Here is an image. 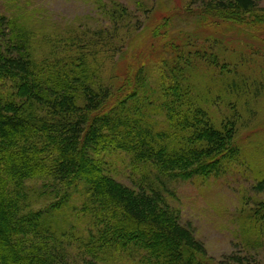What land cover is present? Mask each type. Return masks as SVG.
I'll return each mask as SVG.
<instances>
[{
	"label": "trees",
	"instance_id": "obj_1",
	"mask_svg": "<svg viewBox=\"0 0 264 264\" xmlns=\"http://www.w3.org/2000/svg\"><path fill=\"white\" fill-rule=\"evenodd\" d=\"M261 1L189 0L204 33L153 42L165 27L154 25L151 45L132 51L137 29L116 3L105 27L40 36L27 19L0 15V264H105L115 255L255 264L236 255L215 263L174 204L177 185L249 169L250 137L253 190L264 196V143L246 135L264 96ZM109 156L128 162L131 186ZM246 219L264 236V200Z\"/></svg>",
	"mask_w": 264,
	"mask_h": 264
},
{
	"label": "rangeland",
	"instance_id": "obj_2",
	"mask_svg": "<svg viewBox=\"0 0 264 264\" xmlns=\"http://www.w3.org/2000/svg\"><path fill=\"white\" fill-rule=\"evenodd\" d=\"M115 3L127 13L123 23L137 29L132 32V42L126 48L130 49L132 45L131 51L141 40L151 45L149 31L154 25L165 24L161 29L162 37L152 39L153 42L162 39L160 43L196 37V34L204 33L208 28V24L197 23L196 16L191 12L196 5L190 8L189 0H0V15L27 19V24L39 30L36 35L40 36L41 32L50 33L53 27L61 30L68 27L86 30L105 27L109 22L107 13L111 12ZM260 6L264 7V0ZM256 109L258 116L251 126L252 131L245 133L252 134L256 144H261L264 143V96ZM250 139L242 144L245 145V159L248 158L251 168L256 167L258 159L253 145L249 146ZM105 160L115 171V178L130 185L127 179L130 173L128 162L114 156ZM250 168L238 167L218 180L193 181L176 186L177 203L174 205L180 211L181 223L192 230L215 263L236 255L246 257L255 264H264V236H259L246 219V212L255 207L258 201L264 200L263 195L253 190L256 180ZM64 217L56 214V228L66 227ZM139 260V257L133 261L115 255L104 263L140 264Z\"/></svg>",
	"mask_w": 264,
	"mask_h": 264
}]
</instances>
